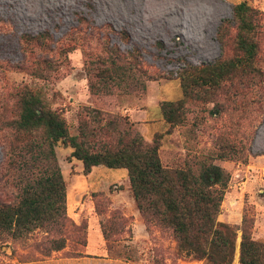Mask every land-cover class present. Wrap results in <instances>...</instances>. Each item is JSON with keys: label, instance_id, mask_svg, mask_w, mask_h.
<instances>
[{"label": "rangeland", "instance_id": "1", "mask_svg": "<svg viewBox=\"0 0 264 264\" xmlns=\"http://www.w3.org/2000/svg\"><path fill=\"white\" fill-rule=\"evenodd\" d=\"M241 1L261 11L259 72L194 97L186 104L184 123L166 133L170 124L165 129L156 109L162 100L182 97L181 69L233 56L232 41L224 48L217 33ZM124 33L129 43L122 40ZM107 45L137 51L152 77L144 92L108 97L112 111L128 116L146 141L164 133L162 146L185 152L192 163L224 143L241 151L240 158L219 160L233 177L219 220L238 225L245 215L253 223V237L264 241V0H0V203L14 201L18 193L7 172L13 134L6 123L16 116L20 90L41 91L77 133L80 114L91 106L87 65L105 57ZM43 59L54 69L40 64ZM39 64L48 79L32 74ZM146 111L142 122H153L141 130L132 116ZM56 150L67 184L88 191L67 201L73 224L63 233L66 246L46 255L54 235L43 230L19 241L0 239V264H207L180 254L171 232L154 220L125 213L123 207L134 206L131 190L129 196L124 192L130 187L128 174L120 172L124 168L99 165L84 174L71 147L59 143ZM240 241L239 232L234 264H239Z\"/></svg>", "mask_w": 264, "mask_h": 264}, {"label": "trees", "instance_id": "2", "mask_svg": "<svg viewBox=\"0 0 264 264\" xmlns=\"http://www.w3.org/2000/svg\"><path fill=\"white\" fill-rule=\"evenodd\" d=\"M260 15L248 1L236 3L232 17L222 20L217 33L224 48L232 41L233 56L181 69L182 97L160 102L162 116L170 124L166 133L184 123L186 104L194 97H205L232 78L257 75ZM121 38L130 42L125 33ZM105 53L87 65L91 106L80 114L75 134L41 91L24 87L17 95V113L6 128L13 134L7 172L18 193L14 201L0 203V239L19 241L43 230L54 235L46 255L65 248L63 233L73 221L68 214V184L56 150L62 143L72 148V158L82 161L84 174L99 165L127 169L140 213L171 232L180 254L207 264H234L240 232L239 264H264V241L253 237L251 219L244 215L238 225L219 220L226 190L233 183L219 160L240 158L241 151L222 142L219 149L195 157L192 163L185 152L162 146L164 133L156 132L151 142L146 141L128 116L112 111L108 97L144 92L152 77L141 67L137 51L124 53L107 45ZM42 62L49 69L55 67L49 59ZM40 64L32 74L48 79Z\"/></svg>", "mask_w": 264, "mask_h": 264}, {"label": "crops", "instance_id": "3", "mask_svg": "<svg viewBox=\"0 0 264 264\" xmlns=\"http://www.w3.org/2000/svg\"><path fill=\"white\" fill-rule=\"evenodd\" d=\"M157 112L160 114V115H162L161 114V110H160V107H158L157 109ZM138 111V110H137ZM126 112V111H125ZM148 111H146V112H144V113H140V114H138V112H136V113H134L135 115L137 114V117L136 116H132V117H134V120L136 121V124H139L140 125V129L142 130L143 128H141V125H146L147 123L148 124H152V122H142V119L143 118H147L148 117ZM132 115H133V113H131ZM137 119V120H136ZM141 121V122H140ZM160 121V120H159ZM163 124H165V129H167L168 128V123H166V121L165 120H163ZM166 126H167V128H166ZM147 140H151V138H150V136L148 137L147 136ZM119 170H121V169H119ZM123 171H120V172H123L124 174L126 173V174H128V172H127V170L126 169H122ZM130 188V187H129ZM129 188H125V190H124V192H127V194H128V196H129V194H130V189ZM84 189L83 188H76V186H70L69 184H68V192H67V201H68V203L70 202V200L73 198V197H75V196H79V195H81L82 197H83V195L85 194V193H87L88 191H83ZM111 196H113L112 194H111ZM113 199V198H112ZM131 203L133 204V206L134 207H131L130 209H126L125 207H123L124 208V210H125V213H128V214H130V215H133L134 217H136V219L138 218V216H139V214H140V212H139V210H138V208L136 207V202H135V199H134V197L133 196H131ZM229 223H230V221H229Z\"/></svg>", "mask_w": 264, "mask_h": 264}]
</instances>
